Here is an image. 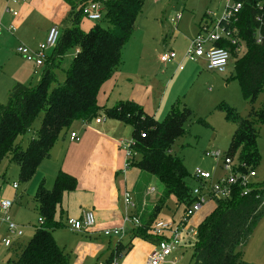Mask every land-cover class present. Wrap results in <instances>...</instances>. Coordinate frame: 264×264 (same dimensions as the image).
<instances>
[{
    "label": "trees",
    "instance_id": "trees-1",
    "mask_svg": "<svg viewBox=\"0 0 264 264\" xmlns=\"http://www.w3.org/2000/svg\"><path fill=\"white\" fill-rule=\"evenodd\" d=\"M93 1L104 5L103 18L111 23V27L105 28L94 22L86 32L82 28L83 20L87 18L84 8ZM240 1L242 10L226 28L230 29V37L236 43L232 44L231 39L226 38L218 45L229 48L232 55L238 53L239 46L245 47L235 65V78L243 98L251 104V110L242 117L225 103L220 104L219 109L236 124L230 148L239 151L238 162L255 169L261 158L258 125H264V100L259 108L255 106L264 92V0ZM64 2L68 6L64 20L67 24L60 29L58 43L47 56L39 83L33 87L15 83L9 92L8 102L0 104V165L5 158L17 162L23 182L33 177L42 161L49 157L60 135L75 121L90 122L98 116L100 94L118 71L122 50L131 39L143 9V0ZM258 31L262 43L257 42ZM71 48H75V55L61 81L57 71L61 59ZM41 113V125L35 136L26 147L18 144L17 137L28 132ZM106 113L109 118L133 128L130 167L137 168L141 175L155 176L164 186L159 201L152 206L146 205L136 214L140 224L128 231L130 238L156 244L160 238L151 233V228L167 200L171 196L176 198L177 206L181 208L177 220L193 202V174L188 172L183 159L173 152L176 140L187 132L185 125L191 117V110L173 105L160 120L139 103L126 100L116 103ZM226 155L235 160L233 153ZM145 176L142 175L144 184H139V187L148 190L150 179ZM77 185L76 176L64 171L58 173L52 189L44 183L39 185L35 201L44 221L11 264H70L69 254L57 244L53 231L61 226L62 221L57 219V214L64 194L74 191ZM256 185L261 188L248 195H243L239 188L231 197L214 201L211 212L196 225L197 241L192 248L191 264H251L242 258L240 248L248 243L264 217V183L257 182ZM126 247L128 245L120 241L105 264L114 258L115 252L121 254Z\"/></svg>",
    "mask_w": 264,
    "mask_h": 264
},
{
    "label": "crops",
    "instance_id": "crops-1",
    "mask_svg": "<svg viewBox=\"0 0 264 264\" xmlns=\"http://www.w3.org/2000/svg\"><path fill=\"white\" fill-rule=\"evenodd\" d=\"M7 6L11 11L17 10L18 15L14 16L11 11H6ZM67 15L68 6L64 0H20L15 5H8L6 0H0V21L3 25V31L0 34V67L3 68L5 60L10 63H12V59L16 61L12 63L15 69L12 74L13 85L17 82L23 83L26 79H33L36 75V67L17 52V47L23 44L37 48L39 42L46 40L48 31L53 25H58L61 29L67 24L64 22ZM62 21L63 26H60L59 23ZM11 25L15 26L14 31L9 30ZM201 25L199 24L198 31L188 32L186 29H182L185 32H180V34L176 32V35L182 36L186 48L199 33ZM172 45L171 43L169 47ZM167 47L162 50L161 54L167 52ZM50 52L51 49L47 50L46 56ZM141 58L136 57L138 61ZM138 61L135 62L136 67L131 73H128L121 63L114 77L104 85L100 94L99 115L90 122L75 121L70 130H66L68 137L61 138V134L49 157L42 161L33 177L24 182L21 190L20 186L16 187L17 193L13 198V191L9 192L6 188V178L9 174L19 177L20 166L8 158H5L0 165V199H13L10 214L23 229L24 225H30V227H25L29 234V240L38 227V224L35 223H37V219L39 221L40 217L35 201V193L39 185L44 183L48 189H52L60 171L76 176L77 188L64 194L57 214V219L62 221L61 226L53 231L57 244L69 254L70 264H105L117 244L120 241L123 243V238L114 240L112 237L104 235V230L121 225L126 226L124 215L129 207L124 201L125 193L131 191L136 206L129 209V212L135 215L141 212L142 209L138 202L143 191H147L146 188L143 190L139 187L138 181L142 180V175L137 168L123 169L125 153L124 140L121 138L129 133L132 137L133 128L130 127L131 129L128 131V126L123 122L109 117L103 119L102 115L105 116L106 110L120 101L133 100L142 105L147 112L160 119L165 113L167 115L172 108L174 98L178 99L182 93L178 89L173 97L172 91L169 90L186 73H179L177 79L174 76L165 87L162 81L164 76L161 79L160 71L156 65H152L154 62L151 56L143 58L140 65ZM145 61L146 63L143 64ZM177 61L178 64L177 62L173 65L166 64L167 69L162 72V75L168 73L171 66L177 69L182 60L177 59ZM196 63L197 65H190L191 73L199 68H203L204 71L207 69L205 58L199 59ZM184 71L182 70V72ZM216 73L214 76L219 78ZM64 78L65 76L62 80ZM96 119H101V121L97 122ZM72 132L77 133L78 139H71ZM20 144L22 145V143ZM6 159L8 161L4 164ZM258 174L256 181L263 184L264 181H260ZM138 188L141 190L138 191ZM88 210H92L96 217V224L92 229L81 232L68 227V219L80 218ZM202 216L203 214L200 212L196 213L190 221L191 224H199L202 221ZM129 224L128 231L133 228V225ZM63 230L74 232L75 234L69 235V239L70 237H74V239H70L68 242V237L60 232ZM8 234V224L4 220L3 213L0 212V239H4ZM24 235L25 233L22 236H16L10 246V248L18 249L17 254L21 247L29 241L27 239L24 242ZM125 245L128 247L121 254L117 255L115 252L112 255V258H118V264H146L148 255L155 248V244L148 240L132 237ZM68 247H70L69 250ZM240 252L245 261L251 264H264V217L257 225L248 243L240 248ZM172 259H177V264H179L178 250L167 258V262L170 263Z\"/></svg>",
    "mask_w": 264,
    "mask_h": 264
},
{
    "label": "rangeland",
    "instance_id": "rangeland-1",
    "mask_svg": "<svg viewBox=\"0 0 264 264\" xmlns=\"http://www.w3.org/2000/svg\"><path fill=\"white\" fill-rule=\"evenodd\" d=\"M227 4L228 0H143V9L137 18L135 30L131 39L122 50V64L125 69L128 70V73H131V71L136 67L135 62L138 61L136 57L139 56L141 58L142 56V58L138 61L140 65L143 58L146 59V57L151 56L154 62L152 65H156L157 69L160 71L161 79L164 76L162 81L165 87L168 85L171 78L175 76V79H177L179 73H186L185 76H182L175 82L174 85L171 86L169 91H172L173 97L177 93L178 89L182 91L179 98L177 99V97H175L174 101H172L174 107L179 109L188 108L191 110V117L185 125L187 130L186 134L176 140L173 145V152L183 159L185 166L191 175L197 168L203 171H208L215 177L224 173L222 163L216 162L211 157H207L205 155V152L207 151L218 150L225 154L233 153L235 161L238 162L240 156L239 151H233L230 148L236 124L226 118L225 113L219 109V105L225 103L233 107L242 117L247 116L251 110V104L243 98L239 83L235 78V65L243 54L245 47H242L236 55L231 54L227 70L224 73L217 74L216 72H212L207 69V71H204L203 68H199L194 73H191L190 65H197V63L196 61H190L184 57L187 50L185 42L181 35H176V32H179V34L180 32H185L182 29H186L188 32L193 30L198 31L199 24H203L205 21H208L209 26L212 27L222 18L223 11ZM179 14L181 16L178 20L177 16ZM83 21L85 22L83 23L82 28L87 32L88 27L91 26L90 24H94V22L88 20L87 18H84ZM99 23L102 27H111V23L105 18H102ZM177 24L178 26H176ZM59 25L63 26V21L60 22ZM165 40L166 42H163ZM170 42L173 44L171 47H169L171 45ZM40 43L42 42H39V44ZM166 47L168 48L166 51H170V49L176 51L178 55L177 59L180 61L182 60V70H185L184 72L179 69L178 65L177 69L172 66L169 67L168 73L162 75V72H164L167 68L165 67L166 64L160 61V54ZM74 55L75 48H71L65 54L63 59H61L60 68L57 72L59 79L61 78L62 80L65 76V70L71 64ZM15 59L19 61L17 58ZM177 59H175V62L172 61L168 64L173 65L176 62L178 64ZM5 61L6 62L3 64V68L0 67V104H6L9 100V92L11 86L13 87L12 74H14L13 72L15 71L12 63L16 61L14 59H12V63L8 60ZM145 63L146 61L143 64ZM45 68L46 67H36L35 78L26 79V81L22 82L28 86H36L39 83ZM215 73L219 76V78L214 76ZM263 100L264 92H262L258 97V100L255 103L256 108H259L262 105ZM165 114L164 116H161L160 119L165 118ZM42 117L43 113L35 119L28 132L17 137L16 142L19 144L22 143V146L26 147L28 141L35 136L37 130L40 128ZM102 117L103 119H108L107 114L105 116L102 115ZM127 126L129 131L131 126ZM258 132V148L261 158L258 166L255 168V171L257 174L259 172L258 178L260 181H264V125H258ZM62 137H68V132H63L61 138ZM121 139H123L125 143L130 142L132 140L131 133L123 136ZM8 159H6L4 164L7 163ZM11 168L12 166L10 169ZM142 175H147V178L150 179V182L147 185L148 190L145 192L143 189L144 191L141 195V199L138 202V205L142 210H144L146 205H154L157 201H159V197L164 186L155 176L150 174ZM15 183L20 186L21 190L24 182L20 180L19 177L9 174L6 178L5 184L7 185L6 188L9 192L13 191L14 195L12 198L17 193L16 188L13 187V184ZM138 184L143 185L144 181L139 180ZM194 184L195 182L192 186ZM152 187L155 188V191H150V188ZM147 198L149 201H146ZM17 205H19V203H17ZM213 207L214 201H211L198 211L203 214L202 220L211 212ZM10 210V218L13 222H15L14 218L10 214ZM180 211L181 208L177 206L176 198L171 196L167 200L166 205L159 211L157 220L171 222L180 216ZM36 222L37 223L35 224H38L39 226L40 224L38 219ZM129 225V223H126V228L122 237L115 235L111 237L114 240H120L123 238V243H127L130 239V233L127 230ZM191 226L194 229L196 228V225L194 224H191ZM19 227L23 230V234L25 233L23 240L26 242L25 240L29 238V234L27 233L25 227H30V225H24L25 230L22 226L19 225ZM66 230H68V228H66ZM66 230L60 232L63 233L65 237H68L69 242L70 239H74V237H70L69 239V235H71V233H75ZM196 234L183 231L182 240L180 242L181 246L179 245L177 249L180 254L179 264H191L192 248L195 246L197 241ZM15 237V234L9 232L4 239L14 241ZM4 239H0V262L2 264H11L17 256L18 249L14 247L10 248V246L7 247L4 243ZM69 248L70 247H68V250ZM163 264L170 263L165 262Z\"/></svg>",
    "mask_w": 264,
    "mask_h": 264
},
{
    "label": "built area",
    "instance_id": "built-area-1",
    "mask_svg": "<svg viewBox=\"0 0 264 264\" xmlns=\"http://www.w3.org/2000/svg\"><path fill=\"white\" fill-rule=\"evenodd\" d=\"M7 4H18L20 0H6ZM243 8V3L240 0H228L222 18L215 23L212 27L205 21L200 27L199 33L191 40L184 57L190 61H197L205 58L206 67L210 71L224 73L227 70L231 52L229 48L219 46L218 44L226 38L231 39V43L235 44L236 40L232 39L230 29H226L235 17L240 13ZM6 11H11L9 6ZM104 5L101 2L93 1L88 3L84 8V13L87 18L92 22H99L104 16ZM14 16L18 15L17 10L11 11ZM180 14L177 16L178 20ZM260 19V17H258ZM14 25L9 27L10 31H14ZM3 31V25L0 21V34ZM60 37V27L53 25L49 31L47 38L44 42L40 43L37 48H31L27 45H19L17 52L20 53L26 61L35 65L37 68L45 66L47 56L46 51L54 48ZM257 42L262 43L260 31L256 36ZM241 46L237 48L240 50ZM177 53L174 50L167 51L160 55V61L164 64L175 61ZM179 69H183L182 63L179 64ZM100 122L101 119H96ZM71 139H78L76 132L71 133ZM123 149L125 153L124 170L130 167V158L132 157L131 141L128 143L123 142ZM207 157H211L216 162L222 163L224 173L215 177L208 171H203L197 168L193 173V181L195 184L192 186L193 202L186 209L185 213L181 215L179 220L166 222L163 220H156L151 228V233L159 237L160 240L155 244L154 250L148 255L146 264H163L167 262L170 257L179 247L182 240V233L186 231L191 234H196L197 229L189 225L190 219L200 211L208 202L227 199L233 195L236 189L241 188L243 195H248L257 187V172L255 169L248 168L245 164L236 162L231 157L227 156L221 151H207ZM18 185L15 183L14 187ZM150 191H155V188H150ZM125 204L129 207L124 215V221L131 223L133 227L140 224L139 217L129 212V209L134 208L136 205L133 201L131 191H127L124 195ZM13 205L10 199H0V212L4 214V220L8 224V231L15 234L17 237L23 235V230L19 225L13 222L9 215V210ZM44 221L43 217H39V224ZM96 224V217L92 210L85 211L80 218L68 219L67 225L74 231H89ZM126 226L109 228L104 230L106 236H120L124 234ZM6 246H11L13 241L4 239ZM177 259H172L170 264H177ZM108 264H118V258L114 257Z\"/></svg>",
    "mask_w": 264,
    "mask_h": 264
}]
</instances>
